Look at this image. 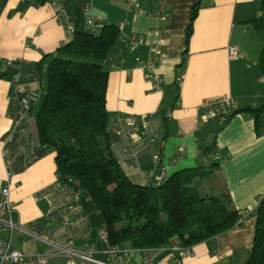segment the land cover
Segmentation results:
<instances>
[{"label":"crops","instance_id":"1","mask_svg":"<svg viewBox=\"0 0 264 264\" xmlns=\"http://www.w3.org/2000/svg\"><path fill=\"white\" fill-rule=\"evenodd\" d=\"M51 1L0 0V63L11 61L19 70L13 81L0 80V193L10 187L15 248L25 256L92 249L94 259L111 264H248L264 197V118L259 130L252 114L234 112L264 106V34L252 29V21L264 15L260 0H56L57 6ZM88 7L96 15V32L105 25L121 30L104 67L112 153L130 181L150 185L159 155L167 178L216 163L217 193L230 194L235 209L250 210L241 225L190 247L184 256L171 246L140 251L121 245L110 257L108 242L96 238L104 222L94 201L61 183L54 151L37 138L32 108L45 92L36 65L65 43L62 11L92 32L84 20ZM229 47L242 57L230 59ZM211 101L219 114L205 118L202 107ZM130 117L139 127L121 136L115 120ZM215 135L219 147L205 157ZM62 258L89 264L67 254L53 255L50 262Z\"/></svg>","mask_w":264,"mask_h":264},{"label":"trees","instance_id":"2","mask_svg":"<svg viewBox=\"0 0 264 264\" xmlns=\"http://www.w3.org/2000/svg\"><path fill=\"white\" fill-rule=\"evenodd\" d=\"M261 4L264 10V0ZM78 26L71 42L43 55L36 65L45 95L32 112L39 143L55 153L59 180L91 197L103 218L109 246L128 245L147 251L170 247L176 241L190 248L241 225L242 212L234 208L230 194L216 191L219 164L178 171L157 187L130 181L112 153V118L107 109L109 73L104 67L121 30L105 25L98 33ZM192 28L193 24L189 39ZM252 29L264 34V15L252 21ZM260 66L264 76V51ZM17 74L18 69L0 63V80L13 81ZM239 113L252 114L259 130L263 126L264 106L234 112ZM218 147L215 135L204 156ZM248 264H264V197L258 205Z\"/></svg>","mask_w":264,"mask_h":264},{"label":"built area","instance_id":"3","mask_svg":"<svg viewBox=\"0 0 264 264\" xmlns=\"http://www.w3.org/2000/svg\"><path fill=\"white\" fill-rule=\"evenodd\" d=\"M261 1L262 0H260V2ZM51 2L54 6L58 5L56 0H52ZM84 20L87 27L92 32H96L98 30L96 15L94 14V11L91 7H88L86 9ZM160 21L162 23L166 22V17L164 15L160 16ZM58 22L66 29L65 43L71 42L74 39L77 30V24L70 21L69 16L65 13V11H62L58 16ZM131 44L133 47L137 46V43L135 41H133ZM158 49L159 47H156L154 51H158ZM228 52L229 57L232 60H239L242 57L238 48L236 47H229ZM139 60L140 59L137 58V61ZM8 64L11 65V62H9ZM156 87L157 89H161L160 82L157 83ZM223 102L224 104H229V97L223 100ZM213 105L214 103L211 101L210 103H207L202 107H205L206 109V112L203 115L205 118L213 117L216 114L217 110L215 108H212ZM115 123L121 128L119 133L124 137L130 136L139 127L138 119L136 117H130L126 119L117 118L115 120ZM160 160L161 157L159 155L155 159V163L158 168L156 171L155 179L150 181V184H153L156 187L160 186L167 179V170L166 168L162 169L159 166ZM249 211L250 210L242 211L243 218L249 213ZM15 229L16 225L13 220V205L10 198V187L5 186L0 193V264H48V259L51 255L57 254L62 251L60 250V248H58L51 250L47 254L29 256L28 260L23 263L25 256L14 246ZM99 235L100 240H102L103 242H107L108 234L104 228L100 230ZM172 248L181 252L182 256L191 252L189 248L180 247V245L176 241L173 242ZM65 252L71 257L81 259L89 264H109L94 259L92 256V249H89L86 253H80L75 250H65ZM108 254L110 255V257H115L117 254V250L115 248H110L108 250ZM126 254H129V252H127Z\"/></svg>","mask_w":264,"mask_h":264},{"label":"bare ground","instance_id":"4","mask_svg":"<svg viewBox=\"0 0 264 264\" xmlns=\"http://www.w3.org/2000/svg\"><path fill=\"white\" fill-rule=\"evenodd\" d=\"M9 62H11V61H8L7 62V67H11L12 66V62H11V65H9L8 63ZM3 189V188H2ZM2 191V190H1ZM13 205V204H12ZM13 214H14V209H13ZM13 220H14V217H13ZM14 222H15V220H14ZM15 225H16V223H15ZM16 229H17V225H16ZM15 229V230H16ZM15 230H14V233H15ZM99 232H100V230H99ZM99 232H98V235H99ZM99 237H100V235H99ZM181 247V246H180ZM110 248H115L116 250H117V248L116 247H110ZM109 248V249H110ZM171 248H172V245H171ZM17 249V248H16ZM18 250V249H17ZM60 250H62V248H60ZM66 250H70V249H66ZM76 251V250H75ZM175 251H177V250H175ZM117 252H118V250H117ZM179 252V251H178ZM22 253V252H21ZM81 253V252H80ZM23 254V253H22ZM39 254H46V253H39ZM58 254H67L66 252H65V250H62L61 252H59V253H57V254H53V255H58ZM180 254H181V252H180ZM24 255V254H23ZM36 255H38V254H36ZM53 255H51L50 257H49V259H48V264H50L49 262H50V258H52L53 257ZM67 255H69V254H67ZM25 256V255H24ZM30 256H34V255H30ZM70 256V255H69ZM28 257L29 256H25V258H24V261H23V263H25L27 260H28ZM70 258H72L73 260H77V258H74V257H71L70 256ZM102 262V261H101ZM105 263H108V262H105ZM109 264H111L110 262H109Z\"/></svg>","mask_w":264,"mask_h":264},{"label":"rangeland","instance_id":"5","mask_svg":"<svg viewBox=\"0 0 264 264\" xmlns=\"http://www.w3.org/2000/svg\"><path fill=\"white\" fill-rule=\"evenodd\" d=\"M264 36V35H262ZM65 258L60 259H52L50 264H67L66 261L64 260Z\"/></svg>","mask_w":264,"mask_h":264}]
</instances>
